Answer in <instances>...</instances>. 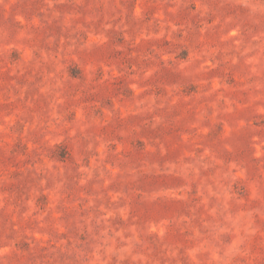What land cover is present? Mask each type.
I'll use <instances>...</instances> for the list:
<instances>
[{"label": "rangeland", "instance_id": "rangeland-1", "mask_svg": "<svg viewBox=\"0 0 264 264\" xmlns=\"http://www.w3.org/2000/svg\"><path fill=\"white\" fill-rule=\"evenodd\" d=\"M0 264H264V0H0Z\"/></svg>", "mask_w": 264, "mask_h": 264}]
</instances>
